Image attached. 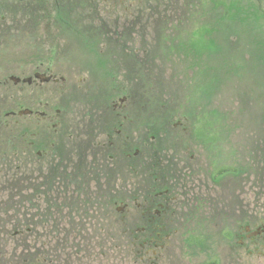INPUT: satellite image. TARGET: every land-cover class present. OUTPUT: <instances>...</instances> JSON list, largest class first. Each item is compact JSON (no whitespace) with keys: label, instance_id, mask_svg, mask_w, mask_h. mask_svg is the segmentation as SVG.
<instances>
[{"label":"flooded vegetation","instance_id":"flooded-vegetation-1","mask_svg":"<svg viewBox=\"0 0 264 264\" xmlns=\"http://www.w3.org/2000/svg\"><path fill=\"white\" fill-rule=\"evenodd\" d=\"M89 1L100 5V1L115 0ZM117 1L133 10L147 3ZM85 2L0 0V264H58L46 259L32 260L35 246L28 248L39 228L34 220L38 207L36 195L41 196L45 191L63 192L68 194V201L70 194L80 195L81 183H87L86 187L94 183L97 190L105 191L103 198L110 205L120 206L117 208L122 226L119 231L127 238L131 256L116 264H264L263 186L244 198L251 202H242V194H246L242 193V186L238 198L224 197V193L221 196L210 156L206 158L209 170H204L205 163L200 164L196 153L190 161L185 156H170L163 149H150L142 155L144 177L140 188L128 189L126 198L118 196L117 190L109 192L118 182L121 167L131 177L139 173L134 167V156L141 149L132 153L130 123L127 117L119 118L126 98L109 102L108 92L104 104L98 106L101 112L97 118L103 119L98 132L70 134L72 97L60 90L74 66H56V69L55 63L87 61L83 63L86 69L75 74L84 76L99 71L114 77L128 72L119 69V60L134 66V60L143 61V58L132 47L131 33L135 32L136 22L110 20L97 26L87 21ZM122 23L125 27L129 23L130 27L124 30ZM72 45L82 48L85 57L79 58L77 52L73 54ZM7 62H19V67L8 66ZM179 125L187 129L183 121L175 124ZM152 138L155 143V137ZM81 140L88 143H77ZM148 143L143 144L149 146ZM214 146L212 143L213 151ZM92 152L95 156L87 159ZM157 166L160 169L156 170ZM81 171L83 175L79 176ZM90 172H95L90 180L71 179L72 174L86 179ZM136 191L141 195L136 197ZM50 200L47 205L54 208L57 202L54 198ZM96 218L87 213L77 217L85 225L86 220ZM7 223L14 227L7 228ZM11 238H15L16 244L8 246ZM85 248L79 251L96 249L92 243Z\"/></svg>","mask_w":264,"mask_h":264},{"label":"rangeland","instance_id":"rangeland-1","mask_svg":"<svg viewBox=\"0 0 264 264\" xmlns=\"http://www.w3.org/2000/svg\"><path fill=\"white\" fill-rule=\"evenodd\" d=\"M144 1L147 3L133 10L117 0L100 1V5L86 0L90 23L98 26L110 20L136 22L135 32L131 33L132 47L139 50L143 61L134 60L136 65L131 66L130 62L119 60V69L128 72L114 77L99 71L84 76L75 74L79 69L81 72L86 69L83 63L87 61L70 60L67 64L57 61L55 68L74 66L60 90L72 97L70 134H96L98 124L103 123V119L97 117L101 112L98 106L104 104L105 95L110 92L109 102L125 97L127 102L119 118L127 117L130 123L132 153L141 149V153L134 156V167L139 173L131 177L126 169L123 173L121 167L118 182L113 189L107 188L109 192L117 190L118 196L126 198L128 189H139L144 177L142 155L159 148L170 156H185L190 161L196 153L200 164L205 163L204 170H209L206 158L210 156L217 173L216 184L220 182L221 196L224 193V197L233 199L235 195L238 198L242 186V193H246L242 194V202H251L244 199L250 196L248 193L259 186H263L264 192V0ZM215 3H220V7ZM223 15L227 16L226 21L216 19ZM126 25L120 26L127 30L130 25ZM207 26H212L213 30H208L211 32L206 36ZM198 42L212 45L211 49L197 48ZM142 46L144 50H140ZM70 48L79 58L85 57L78 45ZM7 63L13 68L19 67V62ZM186 96L191 99L186 101ZM178 121H183L187 129L181 125L176 127ZM144 142H149V146ZM77 143L87 144L88 141ZM93 155L94 152L87 159ZM158 167L156 170L160 169ZM228 168L232 172L224 173ZM78 175H83L82 171ZM78 175L72 174L71 179L74 182L90 180L95 172H90L86 179ZM87 185L81 183L80 195L72 193L68 201V194L63 195V192L45 191L41 196L36 195L38 207L34 220L39 228L36 239L28 243V248L35 246L32 260L46 259L58 264L66 261L116 264V261L129 260L127 238L119 231L122 229L117 217L120 206L110 205L103 198L105 191L97 190L94 183ZM140 193L136 191V197ZM50 198L57 202L54 208L47 205ZM82 213L97 218L86 220L85 225L83 220L77 219ZM7 224V228L14 227ZM75 231L84 235L73 234ZM12 238L8 246L16 244ZM17 242L19 244L18 239ZM89 243L96 249L82 251ZM118 243L120 246L116 247Z\"/></svg>","mask_w":264,"mask_h":264},{"label":"trees","instance_id":"trees-1","mask_svg":"<svg viewBox=\"0 0 264 264\" xmlns=\"http://www.w3.org/2000/svg\"><path fill=\"white\" fill-rule=\"evenodd\" d=\"M215 6L216 7H220V3L219 4H217V3H215ZM208 7H209V5H208ZM216 19L217 20H220V21H226V19H227V16H225V15H223V16H217L216 17ZM215 26V25H214ZM208 30H213V28H212V26L211 27H209V26H207V27H205V31H206V36H207V34H208V32H211V31H208ZM215 30V29H214ZM204 31V30H203ZM207 39H209V40H211L210 38H207ZM206 39V40H207ZM214 39H215V36H214ZM211 42H212V40H211ZM204 43V42H203ZM202 42H198V43H196L197 44V48H200V49H204V48H207L208 49V51L211 49V46L212 45H210V46H207V44H203ZM193 48H196V45L194 44L193 45ZM182 53H184V55H187V53H185L183 50H182ZM188 54H190V52L188 53ZM190 91H192V89H190ZM187 95H190L191 96V94H187ZM190 96H186V101H189L190 99H191V97ZM233 169V168H232ZM233 170H235V169H233ZM240 171V170H239ZM232 172V170L231 169H228L227 170V173H231ZM234 172V171H233Z\"/></svg>","mask_w":264,"mask_h":264}]
</instances>
